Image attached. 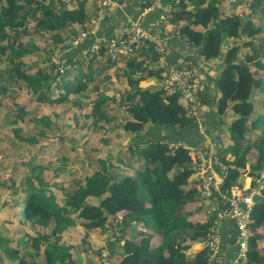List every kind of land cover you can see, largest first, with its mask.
<instances>
[{"label": "trees", "instance_id": "16d2710c", "mask_svg": "<svg viewBox=\"0 0 264 264\" xmlns=\"http://www.w3.org/2000/svg\"><path fill=\"white\" fill-rule=\"evenodd\" d=\"M103 2L0 0V61L8 66L9 82L28 90L31 103L38 107L35 111L18 107L6 121L0 113V132L12 141V148L0 143L1 162L6 166L7 160L12 162L1 181L0 198L17 199L13 208L0 205V216L13 224L0 236V255H4L0 264H66L67 251L84 243L79 234L105 224L107 213L123 216L124 227L141 222L147 230L134 240L119 233L122 254L116 264H218L222 254L224 263L231 264L239 253L234 226L223 234L214 224L217 214L200 216L205 203L192 180L191 155L180 145H207L206 134L211 131L200 128L209 124L205 121L209 114L219 122L216 126L228 125L225 142L229 144L221 156L230 174L223 189L241 186L239 174L252 177V187L261 186L249 250L239 264H264V0H161L146 13L154 0H138V20L143 28L166 39L164 53L160 55L152 43L141 42L135 55L119 53L115 61L104 47L114 40L112 36L91 33L97 23L109 20L111 3ZM147 19H155L156 24H145ZM165 22L181 25L173 43L183 51L194 48L197 60L221 67L213 103L194 88L203 97L202 105L210 104L206 114H198L205 116L202 122L189 113L178 92L169 93L162 85L165 67L171 65L188 67L196 79L199 76L197 60L194 65L190 60L194 55H185L183 63H177L176 54L167 53L168 36L159 34ZM96 39L100 49L91 52ZM55 53L61 56L58 62ZM161 59L165 67H160ZM112 78L121 81L112 83ZM145 79L159 84L142 89ZM72 110L84 119L80 125L84 131L67 134L56 151L47 138L55 137L53 126L64 130L53 113ZM97 131L129 134L135 136L131 137L135 143L110 154L107 150L115 146L114 141L103 136L95 143ZM209 136L218 148L214 136ZM68 140L86 148L75 152ZM96 147L101 151H94ZM228 156L234 160H227ZM84 169L91 170L84 174ZM214 229L221 235V252L211 261L209 240ZM224 243L231 244L229 255L223 252Z\"/></svg>", "mask_w": 264, "mask_h": 264}, {"label": "rangeland", "instance_id": "374dc122", "mask_svg": "<svg viewBox=\"0 0 264 264\" xmlns=\"http://www.w3.org/2000/svg\"><path fill=\"white\" fill-rule=\"evenodd\" d=\"M95 3H97V2H95ZM116 5H119V3L117 1L113 2V4H110L109 7L112 8ZM187 8L190 9L191 7L188 6ZM167 18L168 17H166V20H167ZM161 26H162V30H161V32H159V34H161V35L166 34V36H168V38H167L169 41L168 45L170 47H169V50H167V53L171 56L173 54H176L177 63H183L181 61L183 56H185V55L190 56V55L195 54L196 57L193 56L192 59H190V60H192L193 65H194V61L199 58V54H198L197 50H195L193 48V49H188L189 52H187L188 50L183 51L182 47H179L177 44L172 42L173 37L177 35L176 29L181 27V25L176 26V25H171V24L165 22V24H161ZM259 26H260V24H259ZM247 51H248L247 49L243 50V52H242L243 57H244V53ZM46 52H48V51H46ZM56 53H58V52H56ZM56 53L53 56V59L58 62L61 56H60V54L57 56ZM123 53L121 55L126 56V54H123ZM133 55H135V54H131V56H133ZM109 57L111 58L110 55H109ZM113 61H115V60H113ZM185 63L189 65L188 62H185ZM216 64L217 63H214V66H213V63H212L211 66H213V67L212 68L210 67L211 69H207V70H206V67L209 65V62L201 60L196 65V68H198V74L200 76H202V78L200 79V83H199V81H198L199 76H198V78L194 82L193 88H197L198 93H201V95H203L207 101L210 100L209 92H211L212 91L211 88L214 87V81L212 80V77H217L221 72V67L219 65L217 66ZM160 66H161V64H160ZM204 76H206V78ZM10 80H11V78L9 76L8 66L4 62L0 61V113L2 115V121H3V118H4V121L11 119L16 114L15 111L18 109V107H25V108L27 107L29 109V111H35L36 109H38V107L34 103L33 104L31 103L30 92L28 90L26 91V89L21 90L22 88H20L18 84H15L14 82L10 83L9 82ZM115 81H121V80H118L116 78H112L111 82L117 83ZM201 83L205 84V89H201V87L199 86ZM158 84H159V82L155 79L152 81H148L145 79L140 83V87L142 89H144V88H149V87H156ZM197 84H198V87H197ZM3 86H5V88H3ZM205 90H207V91L210 90V91L208 93H206ZM17 94H18V96L19 95L20 96L16 97V98H20V99H18L16 101L15 96ZM195 95L197 97L196 103H197L198 114H199V112H201L202 114H204L205 111L208 112L210 109V104L207 103V104L202 105L203 97L197 96L196 93H195ZM54 97L55 96L52 95V98H54ZM181 102H182V104L184 103V101H181ZM28 103H29V105H28ZM211 103H213V100L211 101ZM49 110L51 111L53 109L49 108ZM53 114H54V117H55V114L59 116L58 120L60 121V125H62V127H63V129H61V130H64V131L61 132L55 126H53L54 131L52 132V135H55V137L47 138V141L50 143V145L52 147L55 148L56 151H58L61 148L62 142L64 141L67 134H69L72 131H76V130L78 131V133L80 132V134L83 133L82 131H84V129L80 128V125H82V123H84V119L79 117L77 110H72L69 113H63L61 111H56ZM191 115L194 116L192 113H191ZM199 117H200V120L202 122L204 120L203 115H201ZM217 123H219V122L216 121V123H214V121L211 120L210 123L207 124V127L201 126L200 131L206 133V130H210L211 131L210 134L212 136H214L216 143L218 144V148L222 149L221 151L225 152V150L227 149V145L229 144V143L225 142L226 139H229V132L227 130L228 125L226 126V124H223V125L220 124V125L216 126ZM147 132H148V129L144 133H147ZM210 134L209 133L206 134V139L208 138L209 141L212 140V138L209 136ZM94 136H95L94 137L95 143H97V140L99 141L100 138L103 136H105L110 141H114L115 146H110L109 150H107V151H110V154H112V153L118 154V152L121 150V147H125L128 144L135 143V139H136V138H131V137H135V136H131L129 134H122L119 131H116V132L110 131L107 133L97 131L94 134ZM223 137H224V139H223ZM68 141L71 145L74 146L75 152L80 153L86 148L83 143H79L75 140H72V141L68 140ZM118 141L120 142V144L117 143ZM0 143L2 145L7 146L8 148H12V141L5 132H0ZM184 144L185 143L180 142V145H183V146L187 145V144H185V145ZM93 150L94 151H101V149H97V147L93 148ZM52 155H53V153H50V154H48V157H51ZM228 159L234 160V158L233 157L231 158L230 156L227 157V160ZM7 163H8V166H10L12 164V162L10 160H7ZM67 163H71V160H68ZM8 166H6L5 163L1 162V160H0V190H2L1 188H3V185H4V184L2 185L1 181H3L4 179L7 178L8 173H6V170L8 169ZM90 170L84 169L82 172L84 174H86V173L90 172ZM59 177H60V174H59L58 178ZM238 177H239L238 181L240 183H242L245 187H248L252 184V181H253L252 177H246L244 174H239ZM65 180H67V179H65ZM61 181L64 182V180H61ZM71 183H76V181L71 182ZM197 193H198V191H197ZM197 195H199V194H197ZM11 201L12 202H7L5 197L2 196L0 198V205L4 206L3 208H9V207L13 208L15 205H17L16 204L17 199L12 198ZM196 210H198V208L192 209V211H196ZM217 210H218V208H216L215 206L205 204L203 210H200V216L203 217L204 215H208L209 218H211L213 216H216V214H217L218 219H216L214 221L215 222L214 224L219 227L220 223L222 222L221 221L222 218H219L218 215H219L220 211L219 210L217 211ZM106 216H107V220H106L105 224L100 223V224H98V226L96 228H94L90 231L85 230L87 232L86 235L84 234L85 231H83V233L79 234L81 236V238H83L84 243H76L75 242L76 244L73 246V248L70 249L69 251H67V254L70 255V259H67L66 264H116L121 257V255H120L121 253L118 251V248L121 246V243L118 240L119 233H124L123 234L124 239L134 240V239H137L136 237H137V234L139 232L147 231L144 224L141 222H133L130 227H124L123 216H121V215L112 216L109 213H107ZM11 227H13V224L6 221L5 218L0 216V236L6 235V233L8 232V229H10ZM158 243H159V240H157L153 244V246L155 247L156 245H158ZM65 244H66V241L62 243V245H65ZM226 249H228V248L226 247ZM119 250H120V248H119ZM111 251H112V253H110ZM101 257H102V259H101ZM0 260L3 263V261H4V255L3 254L0 255ZM218 264H225L224 263V256H222V258L219 259Z\"/></svg>", "mask_w": 264, "mask_h": 264}, {"label": "built area", "instance_id": "2783aa9c", "mask_svg": "<svg viewBox=\"0 0 264 264\" xmlns=\"http://www.w3.org/2000/svg\"><path fill=\"white\" fill-rule=\"evenodd\" d=\"M95 1V0H91ZM161 0H154L152 8L145 9V13L154 9L156 5L160 4ZM113 0H104L103 4H113ZM102 17V12L100 13ZM99 22V18L97 19ZM91 33H94L93 30ZM128 37H118L112 40L111 43L106 44L104 47L108 50V54L112 60H116L118 54H126L129 56L137 50L141 42H149L155 45L156 50L160 55L164 53V45L166 39L159 38L152 34L150 31L143 28L140 20L132 22L127 32ZM87 33L80 35V39L84 40ZM93 45L91 52L98 51L100 46ZM93 50V51H92ZM160 67H165L164 60H160ZM167 77L162 81L164 89L169 93L178 92L181 95L182 101L189 107V113L194 117L198 116L197 97L194 92V82L196 80L195 71L190 70L188 67L178 68L176 65L167 66ZM201 121L200 119H198ZM189 151L192 164L190 170L193 172L192 180L196 182L198 193L203 202L207 205L215 206L220 211L219 218L221 221H229L234 226L237 234V241L239 245L238 256L231 262V264H239L240 260L246 259L249 250V242L252 236V216L253 211L259 204L262 197L261 186L252 187V184L245 187L232 186L228 190H224L226 179L229 176V166L226 161L222 159V149L216 147L213 140L208 141L207 145L184 146ZM174 151L175 147L172 145ZM171 154H174V152ZM253 182V181H252ZM260 182V181H258ZM264 184V177L261 184ZM217 210V211H218ZM210 236L209 247L211 250V261H215L220 256V241L221 235L217 230ZM102 259V257H101Z\"/></svg>", "mask_w": 264, "mask_h": 264}, {"label": "crops", "instance_id": "0c3cea01", "mask_svg": "<svg viewBox=\"0 0 264 264\" xmlns=\"http://www.w3.org/2000/svg\"><path fill=\"white\" fill-rule=\"evenodd\" d=\"M124 1L123 3L119 4V5H116L112 8H110L108 10V13H107V16L109 18L108 22H105V23H97V26L93 28V32L97 33L99 35V37L101 38H109L112 36V39H115V38H118V37H122V35L124 34H127V30H128V25L132 22H135L138 20L139 18V9H138V0H122ZM144 15V13H142V16ZM152 19V17H150ZM145 20V24L147 25H155L156 24V20ZM112 28V30H111ZM157 31V30H156ZM112 33V34H110ZM96 34V36H97ZM195 56V54H193ZM198 62L201 61V59L197 60ZM212 63L209 62V67L207 66L206 67V70L207 69H211L213 66H211ZM211 67V68H210ZM219 76V75H218ZM217 76V77H218ZM206 78V76H204ZM217 77H212V80L215 81V79ZM202 78V76L199 75V78H198V81L200 83V79ZM198 83V84H199ZM198 84H197V87H198ZM201 87V89H205V84L201 83L199 85ZM215 85L212 89L211 92H209L210 94V102L213 100V95L215 94ZM207 91V90H205ZM207 111H205L204 114H206ZM211 115L209 114L208 117L204 116L205 118V121H207V123H210L211 119H210ZM215 119H213L214 121ZM196 187V186H195ZM231 226L232 224L229 222V221H224L220 224V231L224 234V232H229L230 229H231ZM229 234V233H227ZM227 238H231L230 234L227 236ZM227 241H229V239H227ZM223 252H227V255H229V252L231 250V244H225L223 245ZM226 247L228 249H226ZM121 254L122 252L120 250H118ZM224 256V254H222ZM119 261V260H118ZM226 262V261H225Z\"/></svg>", "mask_w": 264, "mask_h": 264}, {"label": "bare ground", "instance_id": "6f19581e", "mask_svg": "<svg viewBox=\"0 0 264 264\" xmlns=\"http://www.w3.org/2000/svg\"><path fill=\"white\" fill-rule=\"evenodd\" d=\"M177 96V95H176ZM203 109V108H202ZM184 111V110H183ZM190 118V117H189ZM173 128V127H172ZM209 131V130H208ZM223 139H224V137H223Z\"/></svg>", "mask_w": 264, "mask_h": 264}, {"label": "water", "instance_id": "95a60500", "mask_svg": "<svg viewBox=\"0 0 264 264\" xmlns=\"http://www.w3.org/2000/svg\"><path fill=\"white\" fill-rule=\"evenodd\" d=\"M250 101V100H249Z\"/></svg>", "mask_w": 264, "mask_h": 264}]
</instances>
